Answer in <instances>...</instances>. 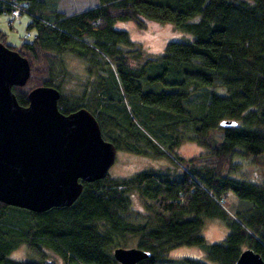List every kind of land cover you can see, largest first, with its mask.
I'll list each match as a JSON object with an SVG mask.
<instances>
[{
  "label": "trees",
  "instance_id": "1",
  "mask_svg": "<svg viewBox=\"0 0 264 264\" xmlns=\"http://www.w3.org/2000/svg\"><path fill=\"white\" fill-rule=\"evenodd\" d=\"M24 1L34 36L6 44L30 63L27 81L12 86L18 102L28 104L34 86H54L60 110L89 109L116 149L171 162L83 181L73 203L44 211L0 201V264H56L46 250L64 264H119L113 248L127 235L150 252L136 264H232L245 248L264 260V0H98L53 17L43 2ZM143 17L170 21L194 37L169 40L161 54L133 64L141 50L114 23L134 20L143 28ZM71 57L81 61L82 74L69 69ZM69 75L75 85L67 94ZM216 84L226 94L215 92ZM196 93L202 96L193 103ZM130 101L138 123L127 111ZM222 120L237 123L223 126ZM186 137L205 150L181 156L176 147ZM228 190L239 199L234 211L226 205ZM132 191L149 211L144 221L125 217ZM205 216L225 221L222 242L207 243ZM178 245L203 248L210 262L168 256ZM20 246L37 259L11 257Z\"/></svg>",
  "mask_w": 264,
  "mask_h": 264
},
{
  "label": "water",
  "instance_id": "2",
  "mask_svg": "<svg viewBox=\"0 0 264 264\" xmlns=\"http://www.w3.org/2000/svg\"><path fill=\"white\" fill-rule=\"evenodd\" d=\"M29 75L28 58L0 41V201L44 211L70 205L80 195L83 181L105 177L117 149L103 137L89 109L62 112L60 91L54 86H34L28 104H20L12 86L23 85ZM149 255L137 246L113 248L119 264H136ZM232 264H264V260L245 248Z\"/></svg>",
  "mask_w": 264,
  "mask_h": 264
},
{
  "label": "rangeland",
  "instance_id": "3",
  "mask_svg": "<svg viewBox=\"0 0 264 264\" xmlns=\"http://www.w3.org/2000/svg\"><path fill=\"white\" fill-rule=\"evenodd\" d=\"M37 1L43 2L44 5L48 7L46 13L50 14L51 17H53L56 12L68 15L98 4V0ZM198 17L199 16L196 15L190 20H197ZM11 18H13L12 23H10L9 21ZM32 18V14L26 10L22 11L16 17H13V15L9 11L4 10L0 12V29H2L5 33L3 43L18 45L23 37L24 39L31 40L36 31L34 27H28L29 22L32 20ZM143 18L145 20V26L143 28L138 26V24L134 20H118L114 23V27L126 29L129 33L130 38L136 42V46L141 50L142 57L140 58V60H131L133 64L139 63V61H142L146 57H152L161 54L164 50L166 42L169 40H192L194 37L192 33L180 29L170 21L151 19L147 17ZM81 64V61L76 57L69 58V62H67L69 69L71 70V72H73L74 75L82 74ZM55 66L57 70H59L61 67V62L56 60ZM66 80L68 82L66 83V89H64V92L68 94L72 92V88L75 85V79L70 78L69 75V78ZM212 89L220 94H226L227 91L225 86L221 84H216ZM201 96L202 95L198 93L193 94L191 98L192 102H198L201 99ZM125 105L129 114L138 123V118L134 114V107L133 104H131V101L130 103L126 102ZM179 127L180 134L184 135L186 129L182 124H180ZM217 136L220 137L221 133L217 132ZM204 150L205 148L203 146L199 145L194 140L187 139V137L183 138L176 147V151L184 158H189ZM262 159L264 160V156L262 157ZM170 162L171 161L166 157H154L149 155L137 154L124 149H117L115 160L110 166L108 174L111 176L123 177L144 168H166L167 164H169ZM244 164H246V160L244 161ZM237 175H241V173L239 172L237 173ZM130 196V210L125 214V217L132 221L146 220L149 211L144 206L142 197L136 191H132L130 193ZM237 201H239V199L236 194L233 191L228 190L226 196V205L234 211L237 206L240 207L239 205H237ZM227 231L228 227L225 221L221 218L211 216L204 217V223L201 228V233L204 235L207 243L222 242ZM119 240L120 242L117 246H136L137 236H120ZM46 251L48 252L47 257L53 258L56 264H64L63 260L55 253L50 252L49 250ZM167 255L170 257H190L210 262L205 254L204 249L195 245H178L172 247L167 252ZM10 256L18 259H37V256L33 255L29 250L25 249L24 246H20L18 249L13 250Z\"/></svg>",
  "mask_w": 264,
  "mask_h": 264
},
{
  "label": "built area",
  "instance_id": "4",
  "mask_svg": "<svg viewBox=\"0 0 264 264\" xmlns=\"http://www.w3.org/2000/svg\"><path fill=\"white\" fill-rule=\"evenodd\" d=\"M3 3L9 8V12L13 15V17L18 16L25 9V1L24 0H2ZM13 18L9 21L12 23Z\"/></svg>",
  "mask_w": 264,
  "mask_h": 264
}]
</instances>
